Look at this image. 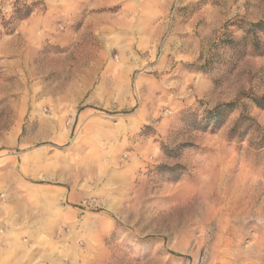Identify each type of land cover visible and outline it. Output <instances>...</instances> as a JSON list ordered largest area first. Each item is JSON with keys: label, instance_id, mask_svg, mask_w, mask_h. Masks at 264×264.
Returning <instances> with one entry per match:
<instances>
[{"label": "rangeland", "instance_id": "374dc122", "mask_svg": "<svg viewBox=\"0 0 264 264\" xmlns=\"http://www.w3.org/2000/svg\"><path fill=\"white\" fill-rule=\"evenodd\" d=\"M81 8L0 0L10 264H264V0Z\"/></svg>", "mask_w": 264, "mask_h": 264}, {"label": "crops", "instance_id": "0c3cea01", "mask_svg": "<svg viewBox=\"0 0 264 264\" xmlns=\"http://www.w3.org/2000/svg\"><path fill=\"white\" fill-rule=\"evenodd\" d=\"M77 1L76 0H71V1L70 0H49V6H51V9L56 8L57 12L62 13L63 15L64 14L66 15L70 12H75L78 9L82 10L81 7H83V6L84 7L92 6L94 8H110V7L117 6L119 8L118 10L120 12L123 10L131 12V11H137L138 7L144 6L145 3L147 5H149L152 2V0H146V2L144 0H77ZM75 3H77V4H75ZM41 9L45 10V3L44 2H43ZM96 16H97L95 18L96 20L97 19L101 20L102 18L105 19V17H103V16H98V15H96ZM30 17H32V14L28 17V19H30ZM87 20H88V18H87ZM81 113H83L84 118L88 117L90 115L89 108H84V109L80 110L78 114H81ZM53 175L55 178H57L59 175L58 171L54 170ZM17 211L21 214H24V209L22 206ZM15 223H16V225H14ZM23 224H24V220L19 219V218L11 219V220L9 219L5 222V226L7 228H10V229H12L14 226H17V234L16 233L12 234V233L7 231L4 234V236L0 235V255H1L0 256V264H10V261H8V259H9V257H11V255H7L6 253H4V251H9L11 248V244H16L15 246H17V247L22 246L21 243H19L18 235L20 234L19 233L20 228H22L24 226ZM32 233H33L32 235H34V236L38 235V233L35 230H33ZM18 249H20V248H18ZM15 260H16V258H15Z\"/></svg>", "mask_w": 264, "mask_h": 264}, {"label": "trees", "instance_id": "16d2710c", "mask_svg": "<svg viewBox=\"0 0 264 264\" xmlns=\"http://www.w3.org/2000/svg\"><path fill=\"white\" fill-rule=\"evenodd\" d=\"M35 7H36V5H34V4L30 5V6H25L24 7V11L22 10V12H21L20 9L16 8L15 11H14L17 14L16 18L19 19V20H22V19L28 17L29 14L32 12V9L35 8ZM10 32H12V31H9V33ZM253 102L255 103V105L264 108V95L261 96V97L254 98ZM232 105H233L232 103L223 104V105L217 106L216 109L219 110L220 112H225L229 108H231ZM245 119L251 120L250 118H245ZM243 120H244V116H242L239 120H237L236 123L234 124V126L232 127L231 132H236L237 128L241 125ZM263 138H264V136L262 137V139ZM262 143H264V139H263Z\"/></svg>", "mask_w": 264, "mask_h": 264}]
</instances>
